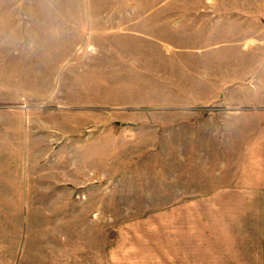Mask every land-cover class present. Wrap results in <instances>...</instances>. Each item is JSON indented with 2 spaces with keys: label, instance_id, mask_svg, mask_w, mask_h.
<instances>
[{
  "label": "rangeland",
  "instance_id": "1",
  "mask_svg": "<svg viewBox=\"0 0 264 264\" xmlns=\"http://www.w3.org/2000/svg\"><path fill=\"white\" fill-rule=\"evenodd\" d=\"M257 194L264 0H0L7 264H251Z\"/></svg>",
  "mask_w": 264,
  "mask_h": 264
},
{
  "label": "crops",
  "instance_id": "2",
  "mask_svg": "<svg viewBox=\"0 0 264 264\" xmlns=\"http://www.w3.org/2000/svg\"><path fill=\"white\" fill-rule=\"evenodd\" d=\"M257 195H260L261 197L264 198V194H257ZM262 225H264V220L262 221ZM240 229L244 234V236H242V239L243 241H246L244 246L245 251L247 252V249L249 248L246 245L249 242L253 245L255 251V258L253 261H251V264H264V228H240ZM243 257L245 258V264H247L246 263V259L248 258L247 255ZM0 264H7V262L5 259L2 260L0 258Z\"/></svg>",
  "mask_w": 264,
  "mask_h": 264
}]
</instances>
